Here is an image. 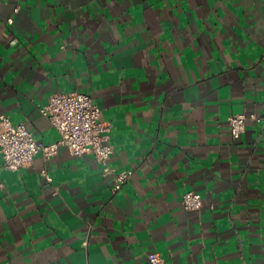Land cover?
Masks as SVG:
<instances>
[{"label":"crops","instance_id":"obj_1","mask_svg":"<svg viewBox=\"0 0 264 264\" xmlns=\"http://www.w3.org/2000/svg\"><path fill=\"white\" fill-rule=\"evenodd\" d=\"M70 92L93 96L110 165L134 174L112 194L92 154L14 171L0 151V262L264 264V126L230 125L264 109V0H0V114L50 144L40 106Z\"/></svg>","mask_w":264,"mask_h":264},{"label":"built area","instance_id":"obj_2","mask_svg":"<svg viewBox=\"0 0 264 264\" xmlns=\"http://www.w3.org/2000/svg\"><path fill=\"white\" fill-rule=\"evenodd\" d=\"M8 21L12 23L13 18ZM40 110L58 129L60 138L56 142H39L24 123L15 124L7 114H0V151L6 169L20 170L30 165L38 154H42L48 161L58 152L60 146H66L74 156L94 155L104 174L114 176L112 194L122 190L132 178L134 170L118 171L110 165L109 161L114 152L113 146L108 143L111 125L102 119V109L91 94L54 93L45 105L40 106ZM251 120H257L264 126V109L259 114L242 112L232 115V135L238 138ZM42 174L46 184L52 185L53 178L46 167ZM53 192L57 194L58 190L55 188ZM182 204L186 210H199L203 205L202 194L188 191L183 195ZM148 260L150 264H166L163 256L157 252H151Z\"/></svg>","mask_w":264,"mask_h":264}]
</instances>
